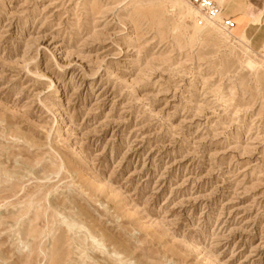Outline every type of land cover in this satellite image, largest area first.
Listing matches in <instances>:
<instances>
[{"label": "rangeland", "instance_id": "obj_1", "mask_svg": "<svg viewBox=\"0 0 264 264\" xmlns=\"http://www.w3.org/2000/svg\"><path fill=\"white\" fill-rule=\"evenodd\" d=\"M193 12L0 0V264H264L262 15Z\"/></svg>", "mask_w": 264, "mask_h": 264}, {"label": "crops", "instance_id": "obj_2", "mask_svg": "<svg viewBox=\"0 0 264 264\" xmlns=\"http://www.w3.org/2000/svg\"><path fill=\"white\" fill-rule=\"evenodd\" d=\"M219 5L224 9L223 17L233 21L234 28L232 30L237 33L245 28L248 29L251 25L250 22L259 13L262 15L260 26L264 27V0H219Z\"/></svg>", "mask_w": 264, "mask_h": 264}, {"label": "built area", "instance_id": "obj_3", "mask_svg": "<svg viewBox=\"0 0 264 264\" xmlns=\"http://www.w3.org/2000/svg\"><path fill=\"white\" fill-rule=\"evenodd\" d=\"M189 2L204 15L213 18L223 12L217 2L213 0H189ZM221 26L226 31H231L234 28V23L230 18H224Z\"/></svg>", "mask_w": 264, "mask_h": 264}, {"label": "bare ground", "instance_id": "obj_4", "mask_svg": "<svg viewBox=\"0 0 264 264\" xmlns=\"http://www.w3.org/2000/svg\"><path fill=\"white\" fill-rule=\"evenodd\" d=\"M214 1V0H213ZM188 2H189V0H188ZM216 2V1H215ZM190 3V2H189ZM191 4V3H190ZM191 6L192 7H194L192 4H191ZM195 8V7H194ZM196 9V8H195ZM198 10V9H197ZM204 16H202V15H200V13ZM196 16H197V18H200V19H202L203 20V22H205L208 26H215V25H219L221 28H223L222 26H221V23H222V21H223V16H221L222 15V13H220L219 15H216L215 17H213V18H210V17H208V16H206V15H204L200 10H198V12H193ZM201 22V21H200ZM222 30V29H221ZM225 29L223 28V31H224ZM226 31V30H225ZM224 31V32H225ZM232 31V30H231ZM253 32L254 31H250V33L251 34H253ZM226 36H230L231 35V33H230V31L227 33V31H226ZM249 34V33H248ZM244 36V35H243ZM251 38V37H250ZM249 38V39H250ZM263 58H264V54H263ZM247 62V64H245V65H247V67L251 70V71H255L259 66L255 63V61L254 60H249V61H246Z\"/></svg>", "mask_w": 264, "mask_h": 264}]
</instances>
